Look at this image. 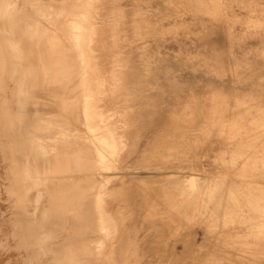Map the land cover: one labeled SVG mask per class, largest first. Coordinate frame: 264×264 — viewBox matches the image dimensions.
Instances as JSON below:
<instances>
[{
  "label": "rangeland",
  "instance_id": "374dc122",
  "mask_svg": "<svg viewBox=\"0 0 264 264\" xmlns=\"http://www.w3.org/2000/svg\"><path fill=\"white\" fill-rule=\"evenodd\" d=\"M6 1L0 0V264H55L54 253L41 254L33 242L34 225L42 216V185L29 195V185L41 182L50 160L31 157L38 139L31 140L22 122L16 130L9 128L4 111L15 85L8 72ZM10 1L30 13L40 5V0ZM70 1L54 3L64 8ZM99 5L102 72L135 70L134 76L123 74L121 92L111 99L117 108L119 100L118 126L129 118L120 132L130 147L120 156L123 168L110 171L115 178L108 199L117 219L118 209L124 214L125 240L134 247L130 261L264 264V0H101ZM63 19L52 20L42 43V36L31 43L36 45L32 53L37 51L30 63L40 83L35 110L45 120H72V128L83 129L42 75L44 68L61 63L50 37ZM20 30L11 29L16 38ZM33 109H28L30 116ZM64 145L71 151L74 140ZM93 177L75 173L72 178ZM65 238L47 246L62 252ZM117 244L115 233L101 264H107ZM88 264L100 262L94 258Z\"/></svg>",
  "mask_w": 264,
  "mask_h": 264
},
{
  "label": "bare ground",
  "instance_id": "6f19581e",
  "mask_svg": "<svg viewBox=\"0 0 264 264\" xmlns=\"http://www.w3.org/2000/svg\"><path fill=\"white\" fill-rule=\"evenodd\" d=\"M54 1L57 0H40V5L36 11L30 13L25 5L19 7L17 2L14 3L7 0L2 14L7 21H10L8 27H4V29L7 28L5 30L7 33V45L11 49L8 50L10 51L8 58L11 61L8 69L9 78L15 83L10 88V90L12 89V95H10L11 93L7 95V91L5 93L7 98L4 111L8 127L16 130V126L22 122L21 126L28 132V136L33 137L31 140L35 142L34 138L38 139L37 147L33 150L31 157L33 159L50 160L47 171H43L41 175V182H32L29 185V195L31 196L36 193L37 185H42L43 190L40 204L42 216H39V222L34 225L32 231L34 232L33 242L39 244L41 254L54 253L55 264H88L94 258L101 264L103 263L102 259L105 249L111 243L114 234L118 233V244L113 246L111 252L107 254V256H110L107 264H133L130 261V256L134 254V247L132 242L125 240L126 233L122 228L124 214L118 209L117 219L108 210V199L112 196L111 187L115 178V176L112 177L110 175L112 174L110 171L123 168L119 164L120 156L126 148L130 147L129 138L123 132H120V128H125L130 124L129 118L122 120L123 122L121 121L124 127H119L118 122L120 120L118 121L117 119L118 116L121 117L119 100L118 108L111 101L116 93L119 94L121 92V79L124 72L113 70L109 74H104V71L102 72L101 70V64L98 62L99 57L97 54L103 48L100 42L98 43L100 31L96 21L101 0H71V5L64 8H58ZM18 13L20 14L21 24L16 25V15ZM62 17L64 18L63 21H60L53 29L52 37H50L52 48L60 51L57 56H59L61 63H54L52 66L44 68L42 75L44 81L54 85L52 88L55 91L54 97L56 99L59 98L65 108L72 111L74 123H81L83 129L72 128L70 125L72 120L53 121L48 118V120H45V118L41 117L42 115L37 113L40 111H37V108L35 110L36 101H38L35 98V93L40 83L37 80V68H33L30 63L33 53L37 51L36 49L32 53L31 46L33 45L31 43L36 36H42L41 39L39 38V42L42 43L43 35H48V30H50L48 28L52 20L62 19ZM120 23L121 20L118 21V27ZM13 27L21 28L18 31L19 38L15 36L17 32L11 31ZM1 29L3 30V28ZM41 47H43V44ZM48 57L46 56L45 60ZM49 60L51 63V59ZM116 61L115 63H117ZM125 74L134 76L135 70L127 69ZM150 81L152 82V80ZM31 106L34 108V113L30 116L29 111L32 108L29 111L28 109ZM15 113L16 116L14 118ZM68 115L70 116V113ZM41 123L47 124L46 129L43 128L42 130L40 127ZM70 139L74 140V149L71 148V151L67 150L66 145H64L68 144ZM166 146L165 144L164 147ZM19 151L22 152V150ZM21 159H28V156H23ZM175 168L178 169V167ZM159 170L162 171L164 169L161 170L160 168ZM75 173L93 174L94 177L87 180L83 178L76 180L72 178ZM105 173L109 175L106 176ZM104 184L105 187H103ZM176 187L178 188V185ZM161 202L163 203V201ZM62 235L66 237L64 240L66 243L64 251H54L47 246L48 242L58 240Z\"/></svg>",
  "mask_w": 264,
  "mask_h": 264
}]
</instances>
